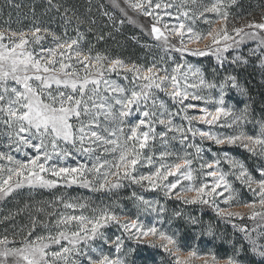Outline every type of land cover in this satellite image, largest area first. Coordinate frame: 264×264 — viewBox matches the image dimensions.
I'll use <instances>...</instances> for the list:
<instances>
[{"label":"snow or ice","instance_id":"obj_1","mask_svg":"<svg viewBox=\"0 0 264 264\" xmlns=\"http://www.w3.org/2000/svg\"><path fill=\"white\" fill-rule=\"evenodd\" d=\"M237 2L211 0L192 9L187 6L188 0L179 3L125 0L134 11L151 18L149 35L160 42L159 47L166 53L181 54V62L174 60L171 68L164 66L163 58L161 62L140 65L100 51L93 53L92 47H81L84 33L78 28L75 37L67 36V31L60 36L35 24L28 29L0 28V125L4 126L8 148L6 152L0 151L3 162L0 163V200L25 187L55 189L78 185L99 192L120 189L126 183L138 185L144 190H159L166 199L208 205L218 217L230 223L233 218L241 221L246 218L244 213L234 211V207L248 209L247 219L259 223L251 229L233 223V228L243 234L247 247L243 243L234 245L232 253L224 256L211 251L201 253L196 248L186 250L181 247L176 232L163 228L165 206L134 191L132 199L137 212L154 213V222L146 224L139 214L128 217L108 205L92 208V214L87 215L84 210L90 206L86 201L60 198L59 203L64 209L72 210L71 213H49L55 216L50 224L33 219L19 240L15 234L0 236V264H132L129 257L135 249L125 248V241L139 245L149 237L153 238L149 242L151 247L158 246L171 258L169 264H245L249 252L260 258L259 264H264V231H258L264 226V119L256 121L258 132H246L244 126L252 122L248 106L237 110L225 102L228 88L246 94L237 78L226 75L219 84L208 81L199 67L184 60L185 55L214 56L222 67L229 60L225 55L229 49H239L247 41H255L256 48L250 49L249 54H259L264 65V16L239 26L233 22L229 28L228 9ZM47 4L49 11L61 9L54 0H47ZM113 4L120 8L117 0ZM68 11L65 9L63 13L65 24L73 18L81 22L75 14L69 16ZM120 11L127 16L123 8ZM206 13L215 14L216 19L210 20ZM104 15L113 20L111 14ZM198 18L209 24L206 32L197 31L188 23ZM129 22H133L130 17ZM123 23L121 20L120 24ZM217 23L223 27L217 29ZM48 37L53 43L45 47L42 42ZM173 37L178 38L176 44L170 42ZM209 39L211 43L203 49L192 47ZM231 63L248 61L236 55ZM113 73L122 75L131 86L118 85L110 79ZM201 89H218L219 96L203 95ZM157 92L167 95L179 106L178 110L171 111L157 97ZM193 101H202L203 106ZM208 104L214 107L209 109ZM189 110L196 111L189 113ZM137 113L135 121H128L126 132V119ZM177 115L182 116L186 125L173 123ZM197 124L234 131L218 134L211 127L202 129ZM156 125L164 126V130L157 132ZM197 137L221 148L245 149L261 163L250 169L244 160L227 151L213 153L214 159L205 161L202 157L205 149L202 143H196ZM157 140L165 146L158 154ZM171 141H179L183 150H169L167 145ZM13 153H22L25 158L18 159ZM69 159L75 164H68ZM198 160L201 162L197 164ZM222 163L229 166V171L223 170ZM145 166L150 171L140 172L139 168ZM197 175L212 177L213 181L195 183ZM229 176L252 193L250 202L239 199L240 194ZM184 181L188 183L183 184ZM54 205L55 202L51 206ZM190 222L196 224L198 220L193 218ZM38 223L48 229L47 234L33 236ZM109 226L117 227L120 234L114 238L107 236L104 229ZM207 234H214L211 227ZM104 246L111 252H106ZM248 264L257 262L248 258Z\"/></svg>","mask_w":264,"mask_h":264},{"label":"trees","instance_id":"obj_2","mask_svg":"<svg viewBox=\"0 0 264 264\" xmlns=\"http://www.w3.org/2000/svg\"><path fill=\"white\" fill-rule=\"evenodd\" d=\"M240 1V0H238ZM55 3L61 5L59 12L54 9L49 11L47 0H0V28L11 27L14 30L28 29L35 25L49 28L57 35L75 37L76 29L84 33V39L81 47H92L93 53L100 51L106 53L110 57H119L126 62H134L140 65H150L154 61L161 62L163 58L164 66L167 64L165 56L161 51L152 52L149 46L158 47L159 44L143 34L139 29L132 25L119 26V16L115 13L113 7L109 5L107 0H54ZM244 2V1H243ZM258 0H250V4L258 5ZM19 5V7H15ZM68 9V15L79 18V22L73 20L65 24L63 17L64 10ZM107 12L112 15L113 20H109L104 15ZM91 29V31H89ZM103 36V39L98 37ZM140 36H144L146 41H141ZM50 38V37H49ZM143 43L149 46H145ZM94 46V47H93ZM225 67L224 70L229 71L228 75H234L237 78L239 86L246 90V94L240 92L242 98V107L248 106L250 113V125H254L248 133L258 132V124L256 121L264 119V74L253 70L251 67L240 69L239 71L231 67ZM219 71V68H217ZM210 75V71L206 70ZM231 91H235L230 88ZM159 144L156 145L155 152L158 154L164 150ZM169 150L180 152L183 150L179 141H174L167 145ZM190 152L193 149H189ZM242 152L244 160L250 169L256 168L258 165L251 164L249 156ZM201 161H198L200 163ZM197 166V165H196ZM195 166V167H196ZM139 167V166H138ZM142 173H148L150 168L145 166L139 168ZM169 177V180H173ZM232 180L233 179H229ZM242 185L233 181V188L237 191ZM136 192L143 195L148 200H159L167 209L164 214L163 228L170 232L178 234L181 247L184 249L196 248L201 253L209 251L224 256L231 254L233 246L243 243L247 247V241L242 239L243 234L233 228V223L238 221L232 220L228 222L218 217L215 211L208 205H192L184 204L182 201L175 199H166L159 190H144L138 185L127 184L125 187L113 191L94 192L90 189L78 187H58L55 189H23L13 193L0 202V236L15 234L17 240L21 239L32 223L33 219L38 221H48L49 224L55 219V216H49V213L67 212L72 210L64 209L59 203L60 198L79 199L81 202L86 201L90 206L85 209V214L91 215V209L95 207L112 206L117 213L133 217L137 214L147 224L154 222L156 215L148 213H138L133 203L132 193ZM178 191V190H177ZM239 199L243 202H250L253 196L248 190L242 188L239 190ZM53 202H55L54 207ZM43 209L44 211H40ZM79 211V210H77ZM179 212L177 216L175 213ZM7 217V219H5ZM197 219L198 223L192 224L191 219ZM209 227L213 230V235L209 236L207 231ZM48 229L43 224H37L33 231L36 234H47ZM107 236L114 238L119 235L121 230L115 226H109L104 229ZM99 246L100 242H95ZM132 247L135 251L129 257L132 264H169L170 257L164 253L158 246L151 247L149 243L135 244L132 241H125V248ZM106 252H111L108 246H104ZM248 258L259 264L260 259L253 256L250 252ZM248 258H245V264H248ZM86 264V262H85Z\"/></svg>","mask_w":264,"mask_h":264},{"label":"rangeland","instance_id":"obj_3","mask_svg":"<svg viewBox=\"0 0 264 264\" xmlns=\"http://www.w3.org/2000/svg\"><path fill=\"white\" fill-rule=\"evenodd\" d=\"M244 1V2H243ZM260 3L258 5H252L250 4V0H240L237 2L236 5L232 6L231 8L228 9L229 13H230V18H229V28H231L233 26V22L235 23L236 26H239L240 24H243L245 22H247L248 20H260L261 16H264V0H258ZM107 2L109 3V5H111L115 11V13H117V15L119 16V26H124V25H132L135 28L139 29L143 34H145L146 36L151 37L154 42H156L157 44H159L160 42L156 41L151 35H149V31L151 28V24L153 23L151 21V18L149 17H144L143 15H141L140 13L134 11L132 8H130L126 3L125 0H117V2L120 5V8H123L126 12H127V16H125L121 11L120 8H117L114 6L113 4V0H107ZM177 2L179 3L180 0H177ZM211 0H196L195 3H193V0H188V4L187 6L192 8V9H196L201 3H210ZM191 14V13H190ZM206 16L210 19V20H215L216 19V15L213 13H206ZM129 17L131 18V20L133 22H129ZM243 18V19H241ZM165 20H169V17H165ZM123 20L124 23L120 24V21ZM172 23H174L175 21H171ZM189 24H192V26L200 32H206L209 29V24L204 23L203 22V18H198L195 21H188ZM215 27L217 29H220L223 27L222 24L217 23L215 24ZM141 41H146L144 36H140ZM178 38L177 37H173L171 38L170 42L172 44H176L177 43ZM52 39L51 37L47 38L46 40H44L42 42V44L47 47V46H51L52 45ZM211 40H207L202 44L199 45H192L193 48L195 47H200L201 49H203L205 47V44H210ZM145 46H149L146 45L145 43H143ZM38 47V46H37ZM147 48L152 49V52H158L161 51L163 53V55L165 56L166 59V67H173V61L175 60L176 62H181L180 61V57L181 54L178 52H169L166 53L161 47H155V46H149ZM256 48V42L255 41H247L246 43H244L243 45L240 46L239 49H229V51L227 53H225V55L229 58V60L227 62H225V64L221 67L220 65L217 64L215 57L214 56H205V57H197V56H190V55H185L184 56V60L187 61L188 63H191L194 66H197L201 69V71L204 74V77L206 80L208 81H213L216 82L217 84H219L226 75H228L229 71L224 70L225 67L229 68L228 70L231 71V67L235 68L236 70H240V69H247L249 67H251L253 70H257V72L264 74V65L261 64V57L259 54L257 55H250V49H254ZM236 55H241L244 58L247 59L248 63L247 64H242V63H231V59L236 56ZM217 68H219V71L217 70ZM206 70L210 71V75H208L206 73ZM183 71V70H182ZM129 75V77L131 76V74H126ZM110 79L114 80L118 85L120 86H124V87H130V83L129 81L125 80L123 78L122 75L118 76L115 73H113L110 77ZM234 89V88H233ZM235 91H231L230 88L226 89V96H225V102L227 106H231L234 109H243V105H242V98H240V92L237 89H234ZM201 93L203 95H209L211 94L213 97H218L219 96V90L218 89H201ZM157 97L160 100H163L166 105L168 106V108L173 111L176 112L178 110V105H175L171 99L165 95L162 92H157L156 93ZM187 103V101L185 102ZM193 103H198L201 104V106H203V102L202 101H193ZM207 107L209 109L213 108L214 105L213 104H208ZM196 111V110H189V113ZM139 116V113H137L136 115L129 117L126 119L125 122V131L127 132V123L128 121H135L137 119V117ZM173 123L177 124V125H186V121H184L182 119L181 115H177L174 117L173 119ZM197 127H200L202 129H207L209 127L212 128L213 131L217 132L218 134H230L234 131V129H230V128H220L219 126L213 125V126H208V125H203V124H197ZM254 125H250L249 123L246 124L244 126V130L246 132H248L249 129H252ZM164 130V126L162 125H156V131L157 132H161ZM5 129L3 125H0V151H8V148L5 146L6 145V136L4 135ZM172 133H169V136H171ZM159 140L156 141V145L159 144L158 143ZM171 143H174V141H171ZM196 143H202V146L204 147L205 151L202 153V157L203 160L208 161V160H212L214 159L213 153H221L223 151H227L229 152L232 156H234L237 159L242 160V158L245 156L242 155V152L240 151H244L245 154H247L249 156V161L251 164H256L259 165L261 163L260 160H258L255 157H251L249 155V153L245 150L242 149L240 147H236V146H224L223 148L213 144L211 141H200V138L197 137L196 138ZM160 146L162 148H164V145ZM183 147V146H182ZM208 149H211V151H208ZM28 152H32L31 149H27ZM162 151V150H161ZM187 151L190 152L189 149H187ZM14 156H16L18 159H24L25 157L23 156L22 153H13ZM83 159V158H81ZM199 161V160H198ZM197 161V162H198ZM3 163V162H0ZM68 164H75V161L69 159L67 161ZM89 163H91L89 161ZM196 165H194L195 167ZM221 167L223 168L224 171H229V166L227 164L222 163ZM208 171V170H205ZM228 179H233V181H236L240 184V182L238 180H235L233 176H229ZM213 181L212 177L209 176H203V175H197V179L195 181V183H202V182H207L209 184H211V182ZM187 181H184L183 184H187ZM183 184L181 185V187L183 186ZM243 186V185H242ZM241 186V187H242ZM70 187H78V188H84V187H80L78 185H72ZM245 190H247L244 186L242 187ZM242 188H239V190H242ZM23 189H29L27 187L22 188V189H18L19 190H23ZM37 189V188H36ZM39 189V188H38ZM87 189V188H84ZM238 189V188H236ZM179 190V189H177ZM238 190V191H239ZM250 194L252 195V193L250 192ZM191 195V194H190ZM227 195V193H226ZM220 200H222L223 198H219ZM4 200V199H3ZM3 200H0V202H2ZM198 205V204H197ZM221 207H225V205L221 204ZM234 211L237 212H241L244 213L246 218L245 220L241 221L239 219L233 218L234 220L238 221V224L241 225H245L247 226L249 229H251L254 225H256L257 223H259V220L257 221H250L247 219V214L249 212L248 209L243 208V207H234L233 208ZM258 231H264V226H262L261 228L258 229ZM253 236L256 235V233L252 234ZM153 238L149 237L147 241V243H149L150 241H152ZM262 241H264V238H262ZM256 257V256H255ZM258 259H260L259 257H256Z\"/></svg>","mask_w":264,"mask_h":264}]
</instances>
